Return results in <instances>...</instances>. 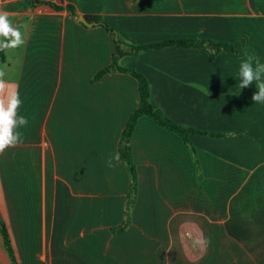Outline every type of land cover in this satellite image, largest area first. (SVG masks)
Segmentation results:
<instances>
[{
    "label": "crops",
    "instance_id": "1",
    "mask_svg": "<svg viewBox=\"0 0 264 264\" xmlns=\"http://www.w3.org/2000/svg\"><path fill=\"white\" fill-rule=\"evenodd\" d=\"M50 1L57 4L58 0ZM63 1L65 5L73 3L78 16L98 14L106 25L123 28L128 41L133 37H149L139 43L171 37H204L237 44L238 34H243L244 29L237 21L243 17V7L235 3L229 7L237 13L234 39L217 36L228 35L227 29H232L221 17L228 12V0ZM27 3L0 0V17L4 18L0 34L11 28L4 49L11 45L17 29L23 37L11 59L4 50L3 58L0 57V117H4L0 119V137L5 138V147L0 150V219L9 233L17 263L258 264L259 221L245 219L243 212L258 213L254 173L264 172V163L259 162L264 158L262 121L259 117L255 119L256 135L250 131L254 137L243 143V135L236 134L242 128L226 121L216 105H194L186 101L184 97L191 90L195 89L197 94L206 92L202 90L204 74H200L193 59L207 58L196 48L152 49L135 56H142L136 68L148 78L150 101L182 125L233 133L224 138L191 134L192 144L197 143L194 147L200 169L196 170L190 151L178 135L157 125L150 117L141 116L131 136L132 158L139 175L132 222L121 233L122 243H118L120 238H115L117 242L102 245L89 238L90 232L86 234L89 218L107 228L122 219L129 181L126 168L115 157L124 122L138 103L136 81L119 72L103 76L99 81L109 79L112 87L106 86L107 83H100V87L108 88L112 94L119 91L118 98L109 101V107L101 106L108 101L103 100L105 95L99 97L97 89L75 104L74 98L68 100V94L72 97L70 94L74 92L70 85L74 81L68 80L60 69L52 71L50 32L38 33L32 25L36 14L42 11L50 15L54 8L46 4H29L24 8ZM250 6V34L256 45L253 44L256 48L251 54L264 64V0H250ZM212 35L217 37L211 38ZM41 37L42 43L38 42ZM12 65L17 68L10 73ZM239 65L227 67L234 69L235 75ZM251 87L257 91L256 82ZM131 95L135 98L133 103ZM7 98L9 101L4 106ZM259 105L264 107L263 103ZM68 106L78 108L77 127L72 126L75 123L68 116ZM233 118L241 120L237 116ZM79 124H90V128L80 135ZM76 131L81 139L78 144L72 143ZM51 166L56 171L74 172L77 198L74 215L57 210L60 205L66 206L65 198L53 200L55 215L45 211L46 199L51 203L45 197ZM248 172L251 181H244L241 173ZM7 173H11L8 180L4 179ZM104 173L107 177L96 183L95 174L102 177ZM95 185L102 190L93 194ZM245 186L248 192L241 198L240 191ZM82 189L84 200L77 194ZM38 193V210H42L36 212ZM107 232L108 229L99 231V238L108 237ZM52 243L57 247H52ZM0 264H12L1 234Z\"/></svg>",
    "mask_w": 264,
    "mask_h": 264
},
{
    "label": "rangeland",
    "instance_id": "2",
    "mask_svg": "<svg viewBox=\"0 0 264 264\" xmlns=\"http://www.w3.org/2000/svg\"><path fill=\"white\" fill-rule=\"evenodd\" d=\"M38 1L40 0H22V3L28 2L23 7L26 8L27 5L29 4L44 5V4H39ZM46 1H50V0H46ZM241 1L242 2L238 0H228L227 2L228 12L222 15L221 17H223L230 23V25L232 26V29L231 28L227 29L228 35L227 33L223 36L217 35L218 37H221V38L227 37L230 39L232 38L234 39V28L233 27H235L234 22H235L237 13L235 11H230L229 7H231L232 5L235 6V3H241L243 7L242 9L243 17L242 19L238 17L237 21L238 23L243 24L244 29H243V34H238V37H237L238 43L236 44V46L238 47V53L235 55H230V54H221L220 56L218 55L219 57L217 56L213 62H209L207 59H202V58L197 59V57H195L193 59V62L195 61L196 66H198L199 70H201L200 74H204L203 83L205 84V86H202L203 87L202 90H205L206 92L203 91V94H200V93L197 94V91L194 89V91L193 90L189 91V93H187L186 97L184 98L186 99L187 102H190L191 104H194V105H203V106L208 105V104L216 105L220 113L223 115L224 119H226V121L232 122L237 127L242 128V132L237 131L236 134L241 133V135H243V138H245V140L242 139V142L244 143V141L250 142L251 137H254L256 135V132H257V125L255 122L256 118L259 117L260 120L262 121V126H260V130L264 131V107L262 105H259L262 103H256L252 101L251 97L255 93L254 92L255 89H252L251 85L241 90L239 89L240 81H239L238 73L233 75L234 69L232 68L230 69L229 67H227V66L234 67L236 63H241L244 59H246L245 52L251 54L253 49L256 48V47L253 48L254 43L251 40L252 35L250 34L251 32L250 0H241ZM86 2L93 3L91 2V0L86 1ZM57 4L62 5V6L65 5L63 0L61 1L58 0ZM71 5H74V4L71 3ZM74 8H75L74 13H71L69 10H66V9H59V10L53 9L54 10L53 13H51L50 15H46V13H41L42 12L41 11L39 14H36V16L32 20L34 31L38 30L39 31V32L37 31L38 33L42 32L43 30L50 32V40H51L50 42L51 53L49 55L50 67L52 71L57 70V69L64 71L62 72V74H65L68 80L72 79L74 81L72 82V84H70L74 92L70 94V96L72 97H69V94H68V100H71L74 98V101H75L74 104H75L76 101L79 102L82 97L83 99H86L87 95H90L91 92H94L97 89L100 95L99 97L102 98V95H105L106 97H103V100L108 101L105 104H101V106L109 107L110 105L109 101L111 100L112 102L113 100L117 99L118 98L117 92L119 91H116V93L112 94L111 90H109L108 88H102L99 86L100 83H107L106 86L111 88L112 87L111 80L106 79L105 81L102 82V81H99L100 80L99 79L98 81L92 82L91 77L94 74V72L97 69H99V67H102V65H104L107 60L109 61L111 54L115 51L116 41L114 40V34L112 32L105 30L101 26H94L91 28L85 27L80 21L77 20L78 12L76 11L75 5H74ZM61 11H65V12L62 13ZM11 25L13 28L14 24H11ZM109 25L113 27L112 24H109ZM115 28L117 29L118 41L124 43L123 49H125L126 51H128L129 45H136L142 40H149V37H142L141 39L133 37L131 38V41H128L124 36L123 28L121 27L119 28L115 27ZM10 30L11 28H7L5 33L0 34V43H2L6 39V34ZM262 31L264 34V27ZM21 35H22L21 30L17 29L15 37L13 38V40L12 39L10 40L11 45L7 49H4V54L5 52H7V56H9L10 59H11L12 54L16 53L15 46L21 43V40L23 38ZM217 36L212 35L211 38L217 37ZM262 37H264V35ZM42 41L43 39L41 37L40 41L38 42L42 43ZM201 53L204 54L205 57L207 58V54L204 51H201ZM135 56L136 55H130V54L123 55L119 58L118 64L124 67L136 68V65H139L141 63L142 56L137 57V58H135ZM254 56L256 57V55ZM16 68L17 67L14 68L13 66L8 72L11 73L13 70L15 71ZM110 73H113V72H110ZM218 84L219 85L221 84V86L219 87L217 91H214V89L216 88V86H218ZM113 87H114V84H113ZM103 89L105 90V93ZM209 91H214L215 93L212 94ZM124 92L128 95L130 94V91L129 92L124 91ZM106 93L108 95H106ZM132 98H134V95L132 96ZM132 100L131 102L133 103L135 98ZM8 101H9L8 98L5 99L4 106L5 104H7ZM77 111H78V108H75V106L74 107L68 106L67 108L68 116L72 117V120L74 123L76 121L75 115L77 114ZM234 116L240 117L241 120H235L233 118ZM5 121L7 123V113L5 115ZM72 126L77 127L78 124L72 123ZM79 126L81 129L79 131L80 135L84 134L90 128V124L87 126L83 124H79ZM228 127H231V126L228 125ZM232 130H234L233 127H232ZM250 131L252 132L254 136H252ZM76 132L77 134L76 133L73 134V138H75L76 140H74L72 143L78 144V141L80 143L81 139L80 137H78V131ZM99 134L100 136H102L101 132ZM193 143L194 145L197 144L196 142H193ZM130 146L132 147V143H130ZM258 151H261V150H258ZM68 155L70 156V154ZM259 162L264 163V158H260ZM9 175L11 176V173L5 174L4 179L8 180ZM198 175L200 176L199 172H197L196 176L198 177ZM250 175L251 173L249 172L241 173V178L245 179L244 181L246 180L248 181L251 179ZM46 176H47V173H46ZM49 176L50 177L48 176L46 177V182L48 183H47V188L45 192V197H49L51 203H49V200L46 199L45 211H49L50 213H52V215H55V212H57V210L65 212V214H68V216L71 213L73 214L76 209V204H77V198H75L76 189L73 187V183L75 181L74 172H70L68 170H57L56 171L54 167L51 166V171H50ZM105 176L107 177V173H104L102 177L100 174H95L96 183L97 181H100L99 179L104 180L106 178ZM254 182H255L254 189L255 191H258V195H259L258 213L256 211L251 212V210L250 211L247 210L246 214L243 212V217L245 219H256L259 221L258 222L259 237L257 239V242L259 244L258 246L259 254L257 258H258V264H264V231H262V229H264V186H263L264 172L258 171L254 173ZM137 184H139L138 172H137ZM96 185H95L96 192L94 190L93 194H96L97 191L99 192L102 190L98 188ZM247 192H248V188L246 186L242 188V190L240 191L241 198L246 196ZM77 194H79L78 197L81 200H84L83 199L85 197L84 189H82V193L78 192ZM87 195H90V193ZM58 198H61V199L65 198V201H67V203H66V206L60 205V207H58L56 210L54 209L53 200L55 199L57 200ZM56 205L57 204H55V207ZM35 206H36V210H35L36 212L42 210V209L38 210L39 208L38 206H40V193L37 194V197L35 200ZM91 221H92L91 218H89V221L87 222L88 227H86L87 229L86 234L90 232L89 236L91 237L89 238L90 239L93 238V240L98 241L96 243H100L104 245L112 241L117 242L119 238L120 240H118V243L123 242L124 237H122L121 233H111L109 230L110 226L108 228L100 227L99 225H96L94 221L92 222ZM104 229H108V232H107L108 237L104 236L100 239L98 236V232ZM115 238H118V239H115ZM52 245H57V244L52 243L51 246ZM52 247H57V246H52ZM254 255L255 254H253V256Z\"/></svg>",
    "mask_w": 264,
    "mask_h": 264
},
{
    "label": "trees",
    "instance_id": "3",
    "mask_svg": "<svg viewBox=\"0 0 264 264\" xmlns=\"http://www.w3.org/2000/svg\"><path fill=\"white\" fill-rule=\"evenodd\" d=\"M39 4H46L50 7L59 10L66 9L74 13L75 8L71 4L65 6L58 5L51 1H38ZM84 17L87 21H101L102 17L98 14H85ZM107 31L114 28L109 25L103 26ZM8 42V37L0 44V57L3 58V50ZM168 47H181V48H196L204 51L207 54L209 62H213L216 57L221 53L237 54L238 48L235 43L221 40H213L204 37H171L157 41H147L138 43L136 45H129L128 51L121 48L116 42L115 51L110 57V62L99 69H97L91 77V81L95 82L101 79L104 75L110 72H119L127 74L135 79L138 103L132 112L127 116L117 142V154L122 164L125 166L128 174V190L123 200V214L120 223L110 226L111 233L124 232L132 222V210L138 192L137 184V167L132 158L131 151V136L134 131L138 119L146 115L150 117L157 125L170 130L180 137L182 142L190 151L196 170L200 169L199 160L196 148L190 140L191 134L207 135L215 138H224L230 136L233 132L230 131H214V130H201L192 126H186L178 123L172 118L165 115L157 106L150 101V84L147 76L140 70L134 67H124L118 64L121 56L130 54L137 55L146 50H158ZM0 234L3 240L4 247L12 261V264H18L11 246V239L4 222L0 219Z\"/></svg>",
    "mask_w": 264,
    "mask_h": 264
},
{
    "label": "clouds",
    "instance_id": "4",
    "mask_svg": "<svg viewBox=\"0 0 264 264\" xmlns=\"http://www.w3.org/2000/svg\"><path fill=\"white\" fill-rule=\"evenodd\" d=\"M3 17H0V22H3ZM246 59H244L238 70L239 89L246 88L256 82L257 91L252 95L251 99L256 103H264V64L259 63L257 57L253 54L245 52ZM5 144H0V150H3ZM119 160V155L115 157ZM109 166H112L109 164Z\"/></svg>",
    "mask_w": 264,
    "mask_h": 264
},
{
    "label": "water",
    "instance_id": "5",
    "mask_svg": "<svg viewBox=\"0 0 264 264\" xmlns=\"http://www.w3.org/2000/svg\"><path fill=\"white\" fill-rule=\"evenodd\" d=\"M78 21H80L81 23H83L84 25L89 26V27L94 26V25L106 26V23L104 21H91V22H88L86 20V18L84 17V15H82V14L78 16ZM109 32H112L114 34V40L120 45L121 48H123L124 43L118 41L117 30L115 28H112V29L109 30Z\"/></svg>",
    "mask_w": 264,
    "mask_h": 264
},
{
    "label": "snow or ice",
    "instance_id": "6",
    "mask_svg": "<svg viewBox=\"0 0 264 264\" xmlns=\"http://www.w3.org/2000/svg\"><path fill=\"white\" fill-rule=\"evenodd\" d=\"M2 23V22H0ZM0 119H4V117H0ZM5 142V138L4 137H0V144H3Z\"/></svg>",
    "mask_w": 264,
    "mask_h": 264
}]
</instances>
